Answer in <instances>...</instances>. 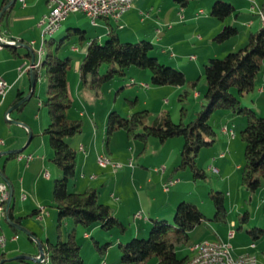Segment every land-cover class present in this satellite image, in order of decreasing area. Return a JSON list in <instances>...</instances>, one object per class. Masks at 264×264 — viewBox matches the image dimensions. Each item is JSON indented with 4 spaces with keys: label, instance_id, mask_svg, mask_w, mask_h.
I'll list each match as a JSON object with an SVG mask.
<instances>
[{
    "label": "rangeland",
    "instance_id": "obj_1",
    "mask_svg": "<svg viewBox=\"0 0 264 264\" xmlns=\"http://www.w3.org/2000/svg\"><path fill=\"white\" fill-rule=\"evenodd\" d=\"M214 1L187 0L184 3L183 7L186 8L185 14L195 13L199 15V19L196 22L199 23L200 27L197 29L194 28L193 24L185 22L179 33L182 40L168 50L169 52L177 53L181 57L180 63L174 62L175 58L170 57L168 52L165 54L161 53L158 49L160 47L155 46V49L150 52L151 55H157L160 62L183 71L187 78L185 84H152L149 69L130 66L127 68V73L124 76L115 77L105 82L98 93L95 89L83 85H80L82 87L78 95L71 93V106L68 108L69 116L83 120V125L81 132L66 137V140L74 146L79 156L78 158H80L79 154H82V149H78L79 138L83 139L86 151H93L95 148L96 131L94 132V126L91 121L97 122L98 131L100 130L98 134V145L100 148H104L106 144L105 134L103 132V130L105 131L104 123L106 122L108 112L111 110H117L122 115H128L135 110L147 109L150 113L148 118L149 123L163 111H167L174 122L182 120L187 123L195 117L196 111L202 108V103H206V99L204 98L206 90L204 64L207 63L208 58L222 57L228 51L240 48L246 42L248 33L263 25L259 17V10L264 0H222L233 3L238 11L236 15L233 13L228 16L225 21H221L210 15V9ZM199 8L204 10V14L198 10ZM77 15L85 17L84 19H86L87 25H90L89 27L92 28V25L88 23L89 19L84 14L78 13ZM207 23H210V31L214 27V32L212 34L210 32V36L205 31L207 29ZM61 24L62 27L54 35L55 40L53 42H49L48 40L43 41L44 43L39 49V43L37 44L35 47V61L40 62V59L45 57L47 51H54L57 48L61 57L71 56V68L68 72L72 74L75 72V63L78 61V55L75 52L69 51V44L73 40L62 45L59 44L62 35L68 32L67 27L64 26L65 22ZM225 24L236 27L237 32L223 41H218L214 36L221 31ZM60 32H63V34L60 35ZM197 34L202 35L204 41L198 39ZM136 41L138 40H134L133 42ZM4 43L8 42L6 41ZM191 44H194V46L191 47ZM190 54H193L194 57H191ZM169 58H172V60L169 61ZM105 70L106 68H101L102 73ZM190 80H195V86H190L188 83ZM26 82L28 85L31 82L28 77H26ZM47 84L46 69L40 66V69H37V78L32 96L25 100L21 112L17 110H13L12 112L13 117L18 116L22 120L26 119L29 122L36 121L37 123H42L41 129L37 130L35 125L33 126L34 130L31 131L33 136L27 145L26 142L30 131L24 125L13 122L14 119L12 116L7 121L4 110L0 107V125H2L0 137L5 140V144L0 145V152L18 146L16 148L18 151L14 155H0V169L5 168L6 172L8 171L12 174L14 192L11 199V206L13 207V214L20 216L22 223L19 225L18 232L15 233L12 231L6 219L0 218V232L4 233L7 238L14 234L18 237L15 243L12 244L18 249L13 255L28 256L39 252V243L36 238L42 242L47 238L52 241L57 238L58 211L54 206L52 189L53 181L55 178L60 177L61 171L50 159L53 151L49 144V137L42 132L43 128L50 121L47 108L44 105V100L47 97ZM259 86L264 88V60L255 78L253 88L242 94H239L234 89H232V92L238 96L242 106L251 108L257 114L264 116V91H259ZM185 90H188V93L182 97L183 99H179ZM195 91H198V97L194 94ZM133 99L136 100L131 103L130 100L132 101ZM182 106L185 108L183 114L180 110ZM79 111H84V115L79 116ZM93 112H95V115L92 114ZM33 113L38 115L36 120L33 118ZM208 122L215 130V134L212 137L214 141L211 144L201 146L195 156L196 166L203 169L205 172L204 177H195L190 167L175 169L180 159V150L183 144L182 136H172L164 142L159 141L154 136H149L145 141H142L128 138L125 131L119 129L112 133L108 142L111 144L115 155H118L121 159H126V161L115 159L123 164L117 169H126L130 172L131 167L127 165V161L132 157L133 168L152 172V167H158L159 171L153 172L162 174L161 172L164 171L166 176L173 175L174 178L171 179H176V183L169 186L170 192L167 194L160 191L162 189L161 186L155 189L154 186L149 187L144 182L141 189L137 186H130V193L135 198L137 194L145 197L149 190H151V193L155 190V195L160 203L166 202V196L168 197V195L170 202L175 197H180L176 201L175 206L180 200L192 202L204 213L206 219L203 222L206 224L208 222H217V226L220 227L224 226L225 222L213 220L215 207L210 197V191L219 190L225 195V206L228 210L227 218H231V224L236 231H241L238 226L242 223L237 217L238 214L248 210L250 219L248 223H242V226H244L242 232L245 231L246 227L252 228L257 226L263 229L262 235L257 239L262 247L260 248L262 251L260 254L263 255L262 258L256 257L258 262L262 264L261 259L264 261V184L255 191L247 190L241 184L240 168L236 169V165H242L244 161V142L241 139L240 130L245 126L246 117L243 113L232 112L224 108H215L211 112ZM223 126H226L229 132H223ZM229 140H232V144L227 149L225 143ZM220 151H224L226 154L225 157H218ZM28 152L37 156L34 160H31V167L29 169L26 168L25 160L18 158L20 154H27ZM96 156L94 155V162H90L86 167L87 175L90 171H95V168H103L97 163ZM215 157H218L216 161L214 159ZM37 160H44V164L34 165L38 166L35 169L32 166ZM124 166L126 168H122ZM25 169L30 173L24 174ZM45 170H48V176L44 175ZM78 170V166H76L75 178L69 184L70 190H73V182L75 179L79 178V181L81 180L80 176H78ZM0 179H2L1 174ZM228 191L232 193V199L230 200L228 198ZM22 193L25 194V198L21 197ZM35 200H39V204H36ZM259 202L262 204L261 208L255 212L254 206ZM111 205H113V208L115 207L114 200H111ZM34 207H41L38 212L40 217L31 213ZM112 213L115 216V212L112 211ZM142 223L141 219L134 220L131 214L129 218L125 219L124 224L127 226V229L125 233H122L115 227L104 229L100 223H94L88 227L83 226L80 223H76L73 218L66 217L62 219L60 232L62 239H67L70 232L74 233L76 241L80 244V253L85 264H137L135 262L121 261L118 243L119 241L125 243L132 237H147L149 228L144 233H134L135 227H139ZM202 226V224L199 225L197 233L200 232ZM31 232L35 234L36 238H29L28 233ZM192 238L195 239V236H191V240H193ZM104 244L105 247H103ZM177 253L179 256H182L186 251L182 247L177 250ZM35 262L34 260L31 263L34 264ZM39 264H50V261L47 257L45 261L39 262ZM148 264H153V260Z\"/></svg>",
    "mask_w": 264,
    "mask_h": 264
},
{
    "label": "trees",
    "instance_id": "obj_2",
    "mask_svg": "<svg viewBox=\"0 0 264 264\" xmlns=\"http://www.w3.org/2000/svg\"><path fill=\"white\" fill-rule=\"evenodd\" d=\"M8 1L3 0V3ZM179 1L183 5L187 2V0ZM261 8L264 10V2ZM6 11L2 13V16ZM237 12L233 3L222 0H215L210 9V15L221 21H225L233 13L236 15ZM84 32L85 30L78 27L70 28L67 34L60 38V44H64L71 36H78V40L83 41ZM236 32V27L225 24L214 38L223 41ZM49 37L44 36L43 41H50L52 37ZM4 44L10 45L9 43ZM154 49L155 45L147 39H140L136 42L123 41L111 29L103 42H100L97 37L89 41L78 67L80 83L95 89L98 93L105 82L124 76L127 68L135 66L149 69L152 84H185L187 78L184 72L160 62L156 55L150 54ZM57 50L56 48L54 51H47L40 62L35 61L37 66L33 70L35 80L37 69L40 66L45 67L47 72V97L44 105L50 121L42 132L49 137V144L53 151L50 159L61 171L60 177L54 179L52 189L54 206L58 211L57 238L53 241L47 238L44 242H40V245L50 264H85L80 253V244L76 241L74 233L70 232L67 239H62L60 232L62 219L70 217L76 223L87 227L100 223L104 229L115 227L122 233H125L127 226L113 215L109 204L99 200L98 190L95 187L89 186L79 191L69 189V184L76 175V150L66 140V137L81 132L83 122L67 114L71 106L67 85L71 57L69 55L61 57ZM263 60L264 23L258 29L248 33L246 42L240 48L228 51L222 57L208 58L207 63L204 64L206 103H202V108L196 111L191 121L174 122L169 113L163 111L149 123L150 113L147 109L135 110L128 115L111 110L105 122V140L107 141L110 135L119 129H123L128 138L142 141L149 136H154L161 142L172 136H182L180 159L175 169L190 167L195 177H204L203 169L196 166L195 156L201 146L214 141L212 137L215 130L208 122L211 112L215 108H224L232 112L243 113L246 122L244 128L240 130L241 139L244 142V161L240 165L241 184L247 190L255 191L264 184V116L257 114L251 108L242 106L232 89L239 94L250 91ZM103 67L106 70L102 73L101 68ZM188 83L192 87L196 84L195 80H190ZM187 93L188 90H185L179 99H183L182 97ZM18 98H22L20 94ZM135 100H130V102ZM23 105L24 102H21L15 108L20 109ZM184 109V106L180 109L182 114ZM12 155L14 153L8 156ZM210 197L215 207L213 220L226 222L228 210L225 206L224 193L219 190L210 191ZM39 210V208L33 209L31 213L37 214ZM237 217L242 223H246L250 219V214L248 210H245ZM6 219L14 231L19 230L21 217L13 214L11 203ZM204 219H206L204 213L196 204L180 200L175 206L172 220L151 219L147 237H132L125 243L119 241L120 259L137 264H148L151 260L153 264H185L188 255L185 253L179 256L177 250L190 244L189 232ZM242 223L238 226L239 228L242 227ZM247 231L253 239L260 238L263 233V229L257 226ZM32 235L34 233H28L30 239H33Z\"/></svg>",
    "mask_w": 264,
    "mask_h": 264
},
{
    "label": "crops",
    "instance_id": "obj_3",
    "mask_svg": "<svg viewBox=\"0 0 264 264\" xmlns=\"http://www.w3.org/2000/svg\"><path fill=\"white\" fill-rule=\"evenodd\" d=\"M10 2L11 0H9L7 3H3V0H0V12L5 6L9 5L6 9H4V11L7 10L6 13L3 16L1 14L0 16V37L4 39L14 38L17 41V43L10 45L3 44L2 48L0 49V78H3L9 85V88L6 91L3 98L0 95V107L3 108L4 114L8 112L9 115L12 116L13 110H17L21 112L23 108V106L20 109L15 108L17 102L20 100L18 98L19 94L23 98L25 96H28L29 93H31L30 95L31 97L34 91V88L31 89V82L29 85L26 82V77H28V79L31 81V70L25 68V66L31 62L32 53L35 59V47L37 46V44L39 43L38 46L39 49L41 45L44 43L43 36L41 33L42 28L39 22L43 17V15L48 12L49 4L47 0H14L12 3ZM185 9L186 8L183 7V3L179 0H132L131 6L126 11H124L119 16L118 19H114L111 17H99L96 20V24H93L90 21L89 17L84 13H82L89 19L88 23L92 25V28L89 27L90 25H87L86 19H84L85 17H80L78 15L76 16V14L78 13L81 14V12L69 13L62 20V22H65L64 26L67 27V30L72 28V26L85 30L84 32L85 39L83 41H79L78 36H71L66 41L68 42L73 40L69 44L70 45L69 51L75 52L78 55L77 56L78 61L75 63V72H73L72 74L68 72L67 74V85H68L69 96L71 97V93H73V95L74 94L78 95V92L80 93V88L82 86H80L81 83L79 80L78 67L80 60L82 59V57L86 52L89 41L92 38L97 37V39L100 42H103L111 29L114 30L115 33L118 35L119 39L123 41L133 42L134 40L147 39L151 41L155 46L160 47L158 49L161 53L165 54L168 52V54H170V57L172 56L173 58H175L174 62L180 63L181 57L178 56L177 53L169 52L168 50L182 40L181 36H179V33L182 30L183 27L182 25L185 22L193 24L194 28L198 29L200 27L199 23L196 22V20L199 19V15H196L195 13L185 14L184 13ZM198 10H200L204 14V10L202 8H199ZM70 15H74V16H70ZM206 26L207 29L205 28L203 29H205L207 35L210 36V32L211 34L212 32H214V27H212L213 29L210 31L209 30L210 23H207ZM61 27L62 24L60 25L58 30L51 36L52 38L49 42H53L55 40L54 35L60 31ZM62 34L63 32H60V35ZM65 35H62V37ZM197 35H198V39L204 41L202 35L200 34ZM190 46L192 47L194 46V44H191ZM190 56L194 57L193 54H190ZM170 60H172V58H169V61ZM19 66H22L21 70L18 68ZM259 91L263 92L264 88L262 86H259ZM194 94L197 95V97L199 96L198 91H195ZM68 111L69 109L67 110V114L69 116ZM84 113H85L84 111H79L78 115L83 116ZM33 114H34L33 118L34 120H36L38 115L36 113ZM92 114L95 115V112H93ZM12 118L14 119L13 122H17L24 125L30 132L34 130L33 127L34 125L37 130L42 128V123L40 122L37 123L34 120H32L34 122L31 121L29 122L26 119L23 120L20 119L21 117L18 116L17 117L12 116ZM91 122L92 125L94 126V132L96 131L95 132L96 137L94 142L95 150L93 149V151L92 150L86 151L85 143H83V139L79 138L78 149L80 150L82 149L81 150L82 154H79L80 158H78L79 156L76 152V157H77L76 166H78L79 169L78 176H80L81 180L79 181V178L74 180L73 190L79 191L84 189L85 187H89V186L95 187L98 190L99 200L109 204L112 211L115 212V216L118 217L120 220H122L123 223L125 222V219L129 218L131 214L133 215L134 220L141 219L143 223L140 224L139 227L138 226L135 227V231H134L135 234L146 232L150 227L152 218H166L168 220H172L171 218H173L172 216L174 214L176 201L180 197H175V199L170 202L168 199L169 198L168 195V197L166 196L167 201L164 203H160L159 199L155 195V190L152 191V193L154 192V194H152L151 190H149L147 191V195L145 197H142L141 195L137 194L135 198L130 193V186H134V187L137 186L139 187V189H141L142 184L144 182L149 187L154 186L155 189L158 187L160 188L161 186L162 189L160 191L167 194L170 192V188L168 187L167 190L164 189L163 184L169 179L174 178L173 175L166 176V173L164 171L161 172L162 174H156L153 171H159V170L154 169L155 167H152L153 171L149 172V171L133 168L134 166L131 167L130 172H128V170L126 169L123 170L121 168H119L120 170L119 169L112 170L110 168H101V169L95 168L96 169L95 171L93 172L90 171L88 175L86 174L87 165L90 162H94V155L96 156L99 153H105L110 157H112L113 159L126 161V159H121L120 157H118V155L114 154L111 144L108 142L112 134L110 135L109 139L106 141L104 148L99 147L98 134L100 130L98 131V125L96 121H91ZM1 130H2V125H0V131ZM103 132L105 134L104 130ZM3 144H5V140ZM231 144H232V140H229L225 143L226 145L225 147L229 149L231 147ZM70 145L74 148V146L71 143ZM17 147L18 146L11 147L10 150H16ZM2 152H0V155L7 154ZM225 155L226 154L224 153V151H220L218 153V157L220 158L225 157ZM35 157L37 156L33 155V158L31 160H34ZM217 158L216 157L214 158L215 161ZM21 160H25V159L21 158ZM31 160L27 164H25L27 166L26 167L27 169L31 167V163H30ZM41 163L44 164V160H39V161L37 160L33 163L32 167L36 169L38 168V166H34V165L36 164L40 165ZM240 165L241 164H237L236 169H239ZM122 168H126V167L124 166ZM27 169L24 170V174L30 173L29 171H27ZM5 170H6L5 168H1L0 171L1 178L3 179L4 177L7 179L12 189V192H14V185L12 183V174L8 171L6 172ZM93 180L96 181L97 183L94 182ZM175 183L176 182H174L171 185H174ZM227 193L229 200L232 199L231 191H228ZM111 200L115 201L114 208L113 205H111ZM35 202L36 204H39L38 203L39 200H35ZM261 205H262L261 202H259L257 203L256 206H254L255 212H257L261 208ZM33 209H36V207H34ZM39 209H41V207ZM137 212H140L141 217H135ZM6 221L8 222L7 219ZM203 221L199 224V225L201 224L203 225L200 228L201 230L199 233H197V229H199L198 228L199 225H196L189 232L190 244L202 239H222L231 245V250L233 255H238L242 252L248 251L251 253L255 252L254 254H256L258 258L259 257L262 258L263 254H260L262 253L260 249L262 248L260 242L257 241V239H253L251 234L247 231L249 227H246L244 232H242L244 226L240 228L241 231H236L231 224L232 220L230 217L227 218L225 225L220 227L217 226V222H208L206 224ZM231 229H234V233L232 236L228 234V231ZM12 231L14 230L12 229ZM14 232L17 233L18 231H14ZM32 236L35 237V234ZM191 236H195V239L192 238L193 240H191ZM11 237L12 235L9 238H7L6 243L0 247V262L4 264H32L31 262L35 260L34 259L35 255L39 254V252L25 256L23 258L17 257L20 255H13L14 253L17 252L18 249L17 247H14L12 244L15 243L18 237L15 239H12ZM36 240L38 241V243L42 242L37 238ZM251 244H253V246H251ZM189 245L184 247L188 257L192 253V251L189 248ZM30 258L33 261H31ZM261 263L264 264L263 259H261ZM34 264H39V262L36 261Z\"/></svg>",
    "mask_w": 264,
    "mask_h": 264
},
{
    "label": "built area",
    "instance_id": "obj_4",
    "mask_svg": "<svg viewBox=\"0 0 264 264\" xmlns=\"http://www.w3.org/2000/svg\"><path fill=\"white\" fill-rule=\"evenodd\" d=\"M49 4V10L47 13L43 15L39 24L41 25L42 36H51L54 34L55 29L61 24L62 20L71 12H81L87 15L93 24H96V20L99 17H111L114 19H118L119 16L126 11L132 3V0H47ZM260 15V13H259ZM260 17V16H259ZM263 22V20L260 18ZM14 39V38H8ZM17 43V41H16ZM2 47H0L1 49ZM20 70L22 66L18 67ZM25 68L29 70H35V59L33 62L28 63ZM9 85L3 79L0 78V95L3 98L6 91L8 90ZM6 120H10L11 116L8 112L5 113ZM222 131L227 133L229 129L226 126L222 127ZM4 140L0 137V144H3ZM82 148V146H81ZM19 159L24 158L26 164L33 158V154H20ZM97 163L103 168H112L117 169L122 166V162L113 159L108 156H101L97 154L96 156ZM127 165L132 167V157H130L127 161ZM156 170H159L158 167H155ZM45 176H48V171L45 170ZM1 180L0 187V198H6V205H0V217L2 219L7 218L9 209L7 208V201L10 196L8 184L3 180ZM176 179H169L164 182V189H168V187L173 184ZM22 198H25V194H21ZM38 217L39 213L36 214ZM140 212L136 213V216H140ZM234 233V229L228 231V234L232 236ZM12 239L17 238V235L14 234L11 237ZM7 237L5 235H0V244H5ZM198 242H203V251H205V259H197V264H230V257H232L231 245L222 240V239H202ZM193 244L189 245L192 246ZM253 246V244H251ZM248 251L242 252L246 253ZM240 253V254H242ZM35 258H39V262L45 261L44 255L37 254ZM1 264H4L1 262ZM248 264H255V262H250Z\"/></svg>",
    "mask_w": 264,
    "mask_h": 264
},
{
    "label": "bare ground",
    "instance_id": "obj_5",
    "mask_svg": "<svg viewBox=\"0 0 264 264\" xmlns=\"http://www.w3.org/2000/svg\"><path fill=\"white\" fill-rule=\"evenodd\" d=\"M259 13H260V18L263 20V23H264V10L261 8ZM60 25L55 29V31L58 30ZM6 41L9 44H16V40L15 39L8 40V39H3V38L0 37V47H2V45ZM37 63H35V66H37ZM31 71H33V70H31ZM99 155L108 156L105 153H99ZM0 187H1V180H0ZM0 205H6V198H0ZM0 235H4V234L0 233ZM192 244L193 245L190 246V250L192 251V253L188 257V259L185 262V264H197V259H205V251L202 250L203 249V242H198L197 241V242H194ZM3 245L4 244H0V247L3 246ZM254 253L246 252V253H242V254H238V255H233L232 254V257H230V264H248L250 262H255V264H259V262H258V260L256 258L257 255L254 254ZM43 255H44V259H46L47 255L44 252H43ZM0 264H1V262H0Z\"/></svg>",
    "mask_w": 264,
    "mask_h": 264
},
{
    "label": "water",
    "instance_id": "obj_6",
    "mask_svg": "<svg viewBox=\"0 0 264 264\" xmlns=\"http://www.w3.org/2000/svg\"><path fill=\"white\" fill-rule=\"evenodd\" d=\"M14 0H11V2L10 3H12ZM9 5H7V6H5L3 9H2V11L0 12V16H1V14H2V12L4 11V9H6L7 7H8ZM34 61V56H33V53H32V55H31V62H33ZM34 85H35V74H34V72L33 71H31V89H33L34 88ZM30 95H31V93H29L28 94V96H25V97H23V98H21L18 102H17V104H19V103H21V102H24L27 98H29L30 97ZM31 137H32V133L30 132L29 133V137H28V140H27V142H26V145L28 144V142L30 141V139H31ZM25 145V146H26ZM18 150H6V151H3L2 153H7V154H10V153H15V152H17ZM3 180L6 182V183H8V181H7V179L6 178H4L3 177ZM8 188H9V192H10V196H9V199H8V201H7V208L9 209V206H10V203H11V199H12V195H13V192H12V189H11V187H10V185H9V183H8ZM8 217V216H7ZM15 225H17L16 223H15ZM19 228H20V226H18ZM43 248H42V246L40 245V243H39V254L42 256L43 255ZM17 257H25V256H17ZM35 259V261H37V262H39V258H34Z\"/></svg>",
    "mask_w": 264,
    "mask_h": 264
}]
</instances>
